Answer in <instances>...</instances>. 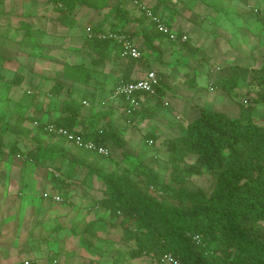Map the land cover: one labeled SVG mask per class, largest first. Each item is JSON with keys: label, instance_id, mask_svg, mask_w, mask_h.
Here are the masks:
<instances>
[{"label": "rangeland", "instance_id": "374dc122", "mask_svg": "<svg viewBox=\"0 0 264 264\" xmlns=\"http://www.w3.org/2000/svg\"><path fill=\"white\" fill-rule=\"evenodd\" d=\"M145 1L150 7L154 5V0ZM155 1L158 4V12L162 14L165 22L169 18L177 21L181 16L175 25L180 23L179 27L184 28L182 33L190 29L188 39H195V43L191 45L190 52H185L187 47L174 50L173 45L165 46L163 51L172 48L173 52L178 54L172 55L171 58L165 55L166 58L161 59L158 54L160 46H154L156 55L153 56L151 48L143 47L140 36H136L135 40L141 52L147 56L149 62L153 61L155 63L153 65H157L158 70L155 69L168 88L165 89L163 102L171 106L159 111L154 120L135 126L126 123L124 121L126 118L124 114L122 115L129 104L112 97L111 89L116 79L121 77L117 74L119 65L113 63L114 59L109 58L104 64L95 66L91 63L94 54L80 48L85 28L89 23H96L101 16L86 10L74 16L69 15L65 21L71 31L65 28L63 34L68 36H58L56 39L55 34L60 28L61 21L56 20L57 12L49 1L8 0L0 4V58L3 60V62L0 60V67L2 66L0 75L10 79L19 73L20 68L27 70L19 89L0 84L2 140L0 149L9 148L25 153L26 149L31 147L32 142L21 135L14 134L10 129L4 130L6 125L13 124L20 118V114L17 118V113L13 110L16 105L19 106L17 104L19 99L25 105L21 108L26 109L21 110L25 112L22 116H27L23 123L25 127H28L30 118L40 117L42 121L54 119L61 113L63 102L66 101L78 106L80 117L85 121L83 123L95 119L106 111L112 112L111 118L100 120L96 127L104 126L105 122L110 121L115 130L122 132L126 144L122 149L112 146L110 150L112 159H104L97 163L105 173L128 172L143 191L152 189L154 191L164 185H173L167 152L161 142L173 136L179 126L186 125L177 113L184 103L189 101L193 105H200L198 98L185 99L178 96L176 98L175 94H180L181 90L191 89L190 84L195 83L200 96H207V100L210 101L216 97V90L213 88L218 85V80L237 77L238 83L233 91L227 93L217 89L223 98L215 99L217 102L213 105L220 103L222 107L215 106L210 110L225 112L229 117L235 118L240 109L251 107L249 99L255 97L256 90L249 88L245 78L249 69L262 61L260 57L264 46V0H176L175 4L172 0ZM136 13L131 14V19L138 17ZM20 23L36 27V30L31 29L32 31L28 32L26 29H20L18 28ZM140 25L137 29L136 26L134 28L137 32L142 28L157 39L151 34L155 30L153 26L147 22ZM63 62L82 64L86 67L90 73L88 84L72 86L58 80L57 72ZM193 65L197 66L193 69ZM193 70L197 72L196 81L189 78L188 71ZM207 72L213 75L215 84L208 83ZM57 82L64 85V89L58 95L52 89ZM27 89L31 90L27 92ZM84 99L92 100V105L85 108L82 105ZM244 100L247 104L242 103ZM156 101L152 99L151 103ZM251 109L253 119L264 125V104L252 106ZM28 128L29 138L36 134V129ZM148 130L159 137L155 145L150 146L148 140L144 138ZM41 138L47 144L56 142L42 134ZM193 159L190 156L187 161L192 162ZM86 161L94 164L92 158ZM54 174L57 178L52 176V182L59 188L63 175L58 172ZM85 174L86 170L79 168L73 177L74 181L71 182L72 186L68 184V187L72 188L68 191L67 204L52 202V206L74 212L70 221L64 223V226L61 225L60 230H55V234L44 230L37 240L29 241L27 246L31 258H28L30 257L28 252L18 256L6 255L0 264L18 263L23 258H27L24 260L33 264H115L117 259L120 264H152L148 258L134 260L129 258L131 243L124 239L126 233L121 218L113 226H106L99 232L85 231L87 224L96 219H103L104 223L110 221L109 213L97 206V202L104 196L105 186L101 178L87 176L83 181ZM149 176H156L154 186L146 183ZM213 184V179L203 174L189 180L185 187L188 190L201 189L209 194ZM39 190L41 191L42 187ZM45 191L46 189L41 191V194ZM47 192H52L49 187ZM154 198L164 207L181 208L179 204L160 194H155ZM49 205V202L41 203L45 211H49L51 208ZM44 240L46 242H42Z\"/></svg>", "mask_w": 264, "mask_h": 264}, {"label": "trees", "instance_id": "16d2710c", "mask_svg": "<svg viewBox=\"0 0 264 264\" xmlns=\"http://www.w3.org/2000/svg\"><path fill=\"white\" fill-rule=\"evenodd\" d=\"M6 1L8 0H0V4ZM47 1L57 12L56 20L61 21L67 30L71 28L65 20L71 15H77L80 9L101 16L96 23H89L92 36L89 37L85 31L80 47L94 54L91 63L95 66L104 64L109 58L119 59L122 55V49L114 39L108 36L101 39L98 38L99 34L123 35L136 46L135 39L138 35L143 47L151 48L152 52L156 51L155 43L159 44V41L167 39L170 34L178 38L175 43L187 45V37L184 42H180L183 33L172 29V18L165 22L158 14L157 3L150 7L143 0ZM110 1L115 3L111 4ZM134 2L143 3L145 10L168 28V33L157 30L156 24L147 18L145 12L138 13V17L131 19V14L136 12ZM144 22L155 28L156 31L151 34L157 39L142 28L138 32L132 30V26L140 27ZM18 28L28 30L31 26L23 24ZM138 48L141 52V48ZM141 54L145 57L142 52ZM260 58L261 63L253 65L245 78L249 88L256 90L255 97L249 99L251 107L264 104V46ZM0 79H3L2 75ZM57 79L72 86L87 85L90 73L82 64L64 62L57 72ZM7 81L10 85L21 86L24 75H15ZM131 81L133 80L127 75L117 78L111 92L116 86ZM61 82L52 87L57 95L64 89ZM217 82L216 89L228 93L236 88L238 78H223ZM189 87L194 88L195 83ZM165 88L160 85L155 96L134 94L135 102L131 105L127 103L129 105L122 112L126 118L124 121L135 126L154 120L159 111L168 107L163 102ZM152 99L157 101L151 103ZM82 105L85 108L90 107L92 100L84 99ZM251 107L240 109L235 118L224 112L199 108L195 120L179 126L176 134L161 142L167 152L173 185H164L154 191L141 190L128 172L105 173L97 166L104 159H112V154L103 157L80 149L67 137L57 135L47 128L52 125L56 130L63 129L69 134H77L108 151L112 146L122 149L126 144L122 132L115 130L110 121L105 122L104 126L96 127L100 120L112 117L111 111L83 123L85 121L80 117L78 106L64 101L61 113L54 119L42 121L40 117L30 118L28 127L36 129V134L32 137H27L29 128L23 124L27 118L26 115L22 116L25 112H18L17 118L19 114L20 118L13 124L6 125L4 130L10 129L14 134L32 142L31 147L22 153L26 161L35 167L51 169L52 172L63 175L60 187L49 192L58 194L62 198L61 203L67 204L69 201L68 191L71 187L65 183L74 181L73 177L79 168L86 170L83 181L87 176L101 178L105 189L97 206L109 213L110 221L104 223L103 219H96L87 224L85 231L99 232L106 226H113L121 218L126 233L124 239L131 243L130 259L148 258L154 264L163 255L171 254L181 264H264V125L253 119ZM41 134L56 142L45 143ZM144 138L155 145L159 137L148 130ZM1 145L0 137V147ZM10 153L18 155L20 152L10 149ZM190 156L194 158L192 162L187 161ZM91 158L94 164L86 161ZM203 174H207L214 181L209 194L201 189L188 190L185 187L189 180ZM155 180L156 176H149L146 183L154 186ZM154 193L179 204L181 208L162 206L154 198ZM60 226L56 225L52 233L60 230ZM24 261L15 264H23ZM114 263L120 264L119 259Z\"/></svg>", "mask_w": 264, "mask_h": 264}, {"label": "crops", "instance_id": "0c3cea01", "mask_svg": "<svg viewBox=\"0 0 264 264\" xmlns=\"http://www.w3.org/2000/svg\"><path fill=\"white\" fill-rule=\"evenodd\" d=\"M143 2L144 4H147L145 0ZM172 2L175 4L177 1L172 0ZM153 3L156 4L157 1L154 0ZM80 13H84L83 9H80L77 14H80ZM160 16H162V14ZM180 18L181 16L177 18V21ZM177 21H174L172 19L171 21L172 29L174 31L183 32L184 28L179 27L180 23L177 24V26L175 25V22L177 23ZM23 24L24 23H20L19 26ZM49 26L50 24L48 25V27ZM128 28L129 26L126 27V29ZM132 28H133L132 30L137 31L134 29L135 26L134 27L132 26ZM31 29L36 30V27H31L27 31L30 32L32 31ZM64 30H65V26L61 24L60 28L58 29V32L55 34L56 39L58 38V36H61V37L68 36V34H65V35L63 34ZM189 30L190 29L186 30L182 35V36L187 37V45H185L187 47L186 48L187 50H185V52H190L191 45L195 43L194 41L195 39L194 40L188 39L189 32H190ZM67 31L70 32L71 30H67ZM81 39H82V42H81V45H82L83 38ZM59 40H61V38ZM135 42L137 41L135 40ZM159 42H160L159 44L155 43V47L160 46L159 48L160 53L158 54L161 56V59L163 57L166 58L165 55L170 56L171 58L173 57L172 55L178 54V52H173V49L177 50V49L185 47L175 42L171 43L166 38ZM168 45H173L172 47L173 49L171 48L168 51L167 50L163 51L164 47ZM152 55L155 56L156 52H152ZM144 58H145V62H135L130 59L119 58V59L114 60L113 63L119 65L118 66L119 71L117 72V74H119L120 76L127 75L130 77L131 80H135L144 74L147 68L145 66V63L149 64V67H153L154 69L155 68L157 69V65H153L155 64L153 61L149 62L147 56H145ZM0 60L3 62L2 59ZM196 66L197 65H195L193 69ZM1 67H0V70H1ZM163 67L166 68L165 66ZM179 69L180 67H178L177 70ZM26 71L27 70H25L24 68H20V71H18L19 73L17 75L22 74L25 77ZM188 72L190 74L189 78L195 80V77H196L195 74L197 72L194 70L188 71ZM206 77L209 79L208 83L211 82L212 84H215V82L213 81L214 79L213 75L207 72ZM8 79L9 78L3 77V79H0V84L2 85L7 84L11 88H15V89L20 88V86L17 87V86L10 85L9 82L7 81ZM160 85L166 87V85L164 84L161 78H160ZM165 89H168V88L166 87ZM213 89L216 90V97L210 101L207 100V96H200L199 94L200 92L196 86L194 88H191L185 91L181 90L180 94L178 93L175 94L176 98L178 96V98L183 97L185 99H194V98L199 99L198 102L200 103V105H193L189 103V101H187L186 103L182 105V108L180 109V111L177 112L179 117L183 119L184 122H186V124L192 122L198 117L199 108H205V109L210 110L212 107H215V106L222 107L220 103L219 104L216 103L215 106L213 105L215 102H217L215 99L220 100L223 98L222 97L223 95H221V93L219 94L220 92L219 90H217L216 88H213ZM17 104H19L20 107L17 105L16 106L14 105L15 107L13 108V110L16 113L20 112L21 110L23 111L26 110L24 108H21V106L23 107L25 105H23L20 99L19 101H17ZM31 104L32 102L30 103V105ZM169 106H171V104L170 105L168 104V107ZM184 122L182 121L181 123L184 124ZM177 132L178 131H176L174 134H176ZM20 142L22 143L23 141H20ZM52 176L54 178H57V175L54 174V172H52L51 169L35 167L30 162L26 161L24 157L22 156L21 152L18 155H13L10 153L9 148L1 149L0 151V261H2V259L6 257V255L13 256L16 254L18 256V254H22L25 252H28L30 254L31 252L27 246V243L29 241L35 240V239L37 240L41 234V231L44 232V230H47L48 232L52 233V230L54 229L56 225L59 224V225L64 226V223L69 222L70 219L73 217V214H74L73 211L68 212L66 209L62 210L56 206H52V202L50 203L49 200L47 201L41 197L43 193H49L47 192L48 187L51 189V191H54L57 189L54 183L52 182V178H53ZM65 184H70V186H72L71 183L68 181ZM40 187H42L41 191H44L46 189V191L43 192L42 194H41V191L39 190ZM42 202L50 203L49 206H51V208L49 207L50 208L49 211L48 210L45 211V209L42 208L41 206ZM31 257L32 256L30 254V257L28 258H31ZM24 259H27V258H23L21 259V261Z\"/></svg>", "mask_w": 264, "mask_h": 264}, {"label": "built area", "instance_id": "2783aa9c", "mask_svg": "<svg viewBox=\"0 0 264 264\" xmlns=\"http://www.w3.org/2000/svg\"><path fill=\"white\" fill-rule=\"evenodd\" d=\"M116 1V0H113ZM134 7L136 8L137 13L145 12L146 16L149 20L154 22L156 24V29L163 33H168V28L164 25L158 22V19L154 17L151 13L147 12L144 8V4H138L137 2H134ZM88 36L91 35L90 28L86 27L85 29ZM108 36L109 38L114 39L121 47L122 49V55L121 58L123 59H130L135 62H145V58L141 54L139 48L136 46V44L126 38L123 35H105V34H99L98 38H105ZM170 42H177L178 38L174 34H170L167 38ZM186 40V37L183 36L180 40V42H184ZM145 66L147 67L144 74L127 83L120 86H116L112 92V97L116 99H120L125 103L133 104L135 102L134 94H148L151 96L156 95V89L160 86V76L156 69L153 67H149V64L145 63ZM140 101H142V97H140ZM246 103L245 101L243 102ZM85 106H88L87 103H85ZM35 126V124H34ZM49 131H52L54 133H57V135L67 137L69 140L73 141V144L83 150L90 151L97 153L98 155H101L103 157H109L111 156V152L108 151V149L96 145L94 142L82 139L77 134H69L66 130L59 129L56 130L54 126L49 125L48 127ZM148 144L151 146L152 142L148 141ZM42 198L45 200H49L53 203H60L62 202V198L58 194H52V193H43ZM23 264H30L28 261H24ZM154 264H181L179 259L176 257H173L171 254H165L161 258L157 259Z\"/></svg>", "mask_w": 264, "mask_h": 264}]
</instances>
